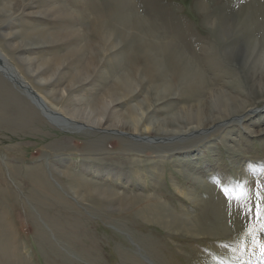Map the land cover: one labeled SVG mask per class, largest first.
Here are the masks:
<instances>
[{"label":"rangeland","instance_id":"1","mask_svg":"<svg viewBox=\"0 0 264 264\" xmlns=\"http://www.w3.org/2000/svg\"><path fill=\"white\" fill-rule=\"evenodd\" d=\"M134 36L173 41L200 86L179 88L161 51L150 79ZM26 41L43 46L18 50ZM0 57V264H264V0H0ZM3 62L47 108L102 127L57 110L52 122ZM169 86L154 117L176 126L219 97L250 106L182 135L110 127L135 124Z\"/></svg>","mask_w":264,"mask_h":264},{"label":"bare ground","instance_id":"2","mask_svg":"<svg viewBox=\"0 0 264 264\" xmlns=\"http://www.w3.org/2000/svg\"><path fill=\"white\" fill-rule=\"evenodd\" d=\"M27 3L30 4V0H24V5L25 6L27 5ZM59 12H61V11H59ZM60 21H62V20H60ZM136 22L137 23H135V24L133 22V25H132V23L130 21H128V20H120V21L117 22V24L122 26V24L126 23L128 28H130V27L132 28V26H133V28H136L138 26V21H136ZM97 24H96V26H97ZM59 25H60V23H59ZM139 27L140 26H138L137 30L142 32ZM104 30H106V28ZM109 30H113V29L107 28V30H106L107 34H106V31H105V36H104V40H103V42H105V43L110 41L108 39V36L114 34V33L110 34ZM119 30H121V28ZM118 34L120 35V32H118ZM144 34H148V33H144ZM221 37L222 36H220V38ZM126 38H127V36H126ZM134 38H135V41H136L137 44H141L142 45V46L139 45L140 47H138V51H140V50L142 51V48H143L142 52H145V54H146V56L144 57V61H145V63L147 62V64L149 65L148 67H149V70H150V74H149V78L150 79H152L155 82H157L156 79H158L159 76L163 73L162 72V68H161L162 65L159 66V64L157 63L158 59L156 58L157 57L156 56V52L158 53V52L161 51L164 56L165 55L167 56L165 59L167 60V62H169V65H172V67L175 69V72H176V74L178 76L177 78H178V82H179V88L186 87V89H192V90L194 89V90H196V88L198 86H200V82H199L198 78L196 77V75L194 73L196 71L193 69L191 63L188 62L187 59H184V56L182 55V52H179V50H180L179 47H177V45L173 41L170 40V42L168 41V42H166V43H164L163 45H160V46L159 45L154 46V45L151 44L152 46H149V48H145V45H144L145 43H142L143 42L142 38H138L136 36H134ZM74 40H77V36H74V37L71 38V42L74 41ZM39 43L41 44V42H32V41H28L27 42L26 41V42L21 43L20 45H18L17 49L18 50L19 49H30V48H34V47H38L39 48V47L43 46V45H39ZM171 43L174 44V47L172 46ZM114 47H115L116 50L119 49V48L118 49L116 48V44L113 45V48ZM154 47H158L157 51H155L156 49ZM111 48H112V46H111ZM115 49H113V50H115ZM161 57L162 56H160V58ZM3 63H4V65L2 67V70L5 71V73L7 74V76L9 78L17 80L24 87V91L28 95V97L31 98V100L34 102V104L36 103L35 105H37V108L39 107L38 109L41 112L43 111L45 113H48V116H50L48 118L50 120H52V122H53V120H59V119H57V116L60 115V114L58 112H56V110H57V111H62L63 112L62 113L63 115H61V117H63V119H67V120H69L71 122L77 120V121H80V122L85 123V124L90 125V126L102 127L101 123H103V122H100L98 120H97L98 122L88 121L87 119L85 120L82 116H79L76 113L67 111L66 109H62L61 107L59 108V107L53 105L51 102H50L51 105H49V106H51L53 109L52 108L51 109L47 108L46 107V102L42 99L43 96L41 95L42 96L41 97L37 92H35L33 89H31L30 86L26 83V81H24V79H22L20 77V75L12 67L9 66V64L7 62H3ZM163 64H164V62H163ZM172 72H174V71H172ZM35 75H37V74H35ZM122 84H126L127 87L130 86V88L127 89L128 94H132L133 95V94L137 93L136 90H137L139 84H136L134 87L131 86L126 81H123ZM171 90H172V88H171V86H169V88L164 91L166 93L162 94V96L154 97V101L152 103H150L148 106H146V108L144 110L145 115L142 116V117H139L138 119H136L135 124H131L130 122L129 123L121 122V123L115 124V122H114V123L111 124L110 127L111 128L112 127L113 128H120V129H122V128L125 129L126 128L125 130L128 129V131H130V132H136L135 130L138 131L139 128H143V130H141V133H142V131L145 130V131H152L153 134H160V135H164V136H166V135H171L172 136V135H177V134L178 135H182V134L188 133L189 131H196V130H200L202 128L203 129H207L209 124H215L216 122H219V121H222V120H226V119L230 118L231 116L241 114L242 111H244L245 108L247 109V107L250 106L249 103H244V102L233 104V105L229 106L228 103L224 102L219 97L218 102L219 103L221 102V104L223 106H214L215 107V109H214L213 106L211 107V105H210V107L207 108L208 112L205 115L202 116V115L197 114L196 118L193 119L188 124V126H176L175 125L176 123L172 121V118H173L172 115H167V116H165L163 118L154 117L155 116V112L160 110L159 109L160 107H158L159 104H161L165 100L173 98V94L174 93H172ZM157 91H159V90H157ZM261 93H264V89L262 90ZM120 99H121V97H120ZM113 101L117 102V103H120V100H118V98H115ZM141 104H142V101H141ZM44 105H45L46 108L44 107ZM108 106H109V103H105V104L103 103V108L105 107L107 109ZM42 107H43V109H42ZM139 122H142L145 125H143V127H139L138 126ZM139 131H140V129H139ZM262 133H264V131ZM210 211H212V210H210ZM181 217H182V215H181ZM185 220H187V219H185ZM185 220L183 219V221H185ZM191 225H193V224H191Z\"/></svg>","mask_w":264,"mask_h":264},{"label":"snow or ice","instance_id":"3","mask_svg":"<svg viewBox=\"0 0 264 264\" xmlns=\"http://www.w3.org/2000/svg\"><path fill=\"white\" fill-rule=\"evenodd\" d=\"M249 211H253V209H249ZM254 217L260 224L259 230L264 232V198H261L260 202L255 205ZM258 246L260 252L264 254V243H259Z\"/></svg>","mask_w":264,"mask_h":264},{"label":"water","instance_id":"4","mask_svg":"<svg viewBox=\"0 0 264 264\" xmlns=\"http://www.w3.org/2000/svg\"><path fill=\"white\" fill-rule=\"evenodd\" d=\"M130 137H133L135 139H139L141 141H147L150 140L152 142H167L169 138H165V137H146V136H134V135H130ZM171 139V138H170Z\"/></svg>","mask_w":264,"mask_h":264}]
</instances>
